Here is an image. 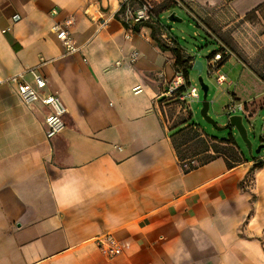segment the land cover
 <instances>
[{
	"label": "crops",
	"instance_id": "crops-1",
	"mask_svg": "<svg viewBox=\"0 0 264 264\" xmlns=\"http://www.w3.org/2000/svg\"><path fill=\"white\" fill-rule=\"evenodd\" d=\"M123 1L0 0V264H264V21H245L264 0H190L238 25L211 99L222 112L244 103L255 127L248 156L234 140L243 161L232 168L222 157L199 164L204 154L179 160L186 117L168 115L162 96L174 59L151 28L167 47L176 40L163 41L158 19L126 39L114 19ZM69 17L78 52L65 56L50 28ZM31 68L67 109L52 139L46 108L25 107L5 82ZM103 234L121 247L112 260L94 244Z\"/></svg>",
	"mask_w": 264,
	"mask_h": 264
},
{
	"label": "built area",
	"instance_id": "built-area-1",
	"mask_svg": "<svg viewBox=\"0 0 264 264\" xmlns=\"http://www.w3.org/2000/svg\"><path fill=\"white\" fill-rule=\"evenodd\" d=\"M176 6L182 7L178 0H174ZM160 3L159 0H125L114 15V19L118 21L125 29L126 39H129L134 33L133 28L138 25L148 24L153 25L157 21L155 7ZM52 17L58 15V10L53 9L50 13ZM108 19L101 22V28L108 24ZM73 23V18L69 17L60 23H54L50 30L55 35L64 49V55H73L78 52V47L72 38L70 28ZM4 32V31H3ZM166 30L161 31V38L164 42L170 44V36ZM221 51L215 54L211 59L207 60L208 73L215 77L216 84L221 86L226 79L220 73V64L223 60L232 57V54L224 47ZM137 54L133 53L130 57V62H134ZM43 63V62H42ZM119 64V63H117ZM30 77L31 83L26 78ZM5 82L11 84L15 88V92L21 103L31 108L39 103L46 108L47 112L44 117L45 136L47 139H52L61 134L66 128L65 117L67 109L61 99L57 95L46 94V81L36 72V68L25 70L17 75L9 77ZM133 93L139 92V87L133 88ZM163 98L167 101H172L180 111L184 114H191V106L188 102L198 101L199 95L197 89L191 87L189 79H186L181 71H176L173 79L168 84L163 93ZM224 113L228 116L240 115L242 118L249 117V111L244 103L231 102L224 109ZM94 244L97 249L107 260H112L119 256L122 252L120 245L110 234H103L94 239Z\"/></svg>",
	"mask_w": 264,
	"mask_h": 264
},
{
	"label": "rangeland",
	"instance_id": "rangeland-1",
	"mask_svg": "<svg viewBox=\"0 0 264 264\" xmlns=\"http://www.w3.org/2000/svg\"><path fill=\"white\" fill-rule=\"evenodd\" d=\"M160 3L162 0H159ZM182 7L171 6L166 10L160 12L158 14V22L161 26L165 27L172 38H174L184 51L188 54L193 55L199 60L203 65V70L201 73V79L203 85L208 87V96L207 100L211 101L213 96L216 94L218 89V85L216 84L215 77L208 73L207 68V60L210 56L221 47L227 49L231 54L234 53V45H233V30L237 27V24H230L233 22L232 17L228 19L229 21L218 19L216 10H207L208 16L200 15L194 10L191 9L190 0H178ZM163 5V4H162ZM162 7L158 8L159 11ZM183 8V9H182ZM197 13V14H196ZM174 16L176 21H172L171 17ZM260 20L264 21V10L260 11L256 17H251L248 21L250 24L257 25L260 23ZM226 27V30H222ZM208 30V32H207ZM261 66L264 67V56L261 57ZM252 66V65H251ZM227 68H225L226 72ZM258 74L262 75L259 71ZM189 83L191 87L197 89L199 100L188 102L191 106V119L188 121V124H196L203 130L205 135L215 137L219 140L228 139L231 132L229 130H217L211 125H209L200 115L201 109V99H202V91L200 88V84L198 81V76L195 71L188 72ZM169 108L167 110V114L170 116H175L177 114V107L174 103L168 105ZM218 113H215V110ZM220 106H211L208 115L213 118L217 123V126H223V119L218 117L219 114H222ZM187 119L189 115L183 114ZM180 114L178 115V117ZM221 128V127H220ZM178 130L183 129V124L177 127ZM194 131L189 130L188 137H194L195 134L192 133ZM198 135V134H196ZM233 138L239 145V147L243 150L244 155L248 156V151L246 145L241 141L237 133H233ZM249 141L252 143L253 135L249 133L248 135ZM196 145L192 144L186 148H182L181 151H188L187 155H194L197 153H204V151L208 150L210 144L204 138H195ZM179 144V143H178ZM210 152V151H209ZM211 153V152H210ZM203 157H209L206 154Z\"/></svg>",
	"mask_w": 264,
	"mask_h": 264
},
{
	"label": "trees",
	"instance_id": "trees-1",
	"mask_svg": "<svg viewBox=\"0 0 264 264\" xmlns=\"http://www.w3.org/2000/svg\"><path fill=\"white\" fill-rule=\"evenodd\" d=\"M163 4V5H162ZM171 6H176V2L174 0H162L161 3H159L158 5H156L155 7V13L158 17V14L164 10H166L167 8L171 7ZM123 7V4H121V8ZM162 7L159 11H157L158 8ZM264 10V4H261L259 6H257L254 10H252L251 12H249L246 16H245V21H248L251 17H256L257 14ZM135 26L133 28V31L135 32L136 30ZM151 38L155 41L157 47L163 51V52H170L171 55L173 56L174 59V67L176 71H181L184 75V77L186 79H188V72L191 69L192 66V62H194V57L191 55H187L184 53L183 49L179 47V45L177 44V42L173 43V45L171 47H167L166 45H164L161 40L159 39V37H157V34H159V32L157 31V29L151 28ZM158 32V33H156ZM221 49L218 48L211 56L209 59H211L215 54H217L218 52H220ZM223 62V61H222ZM221 62V63H222ZM258 77L264 81V76L258 74ZM191 119V114H189V117L187 119H185L184 121H182L180 123L183 124V129L181 130H177L175 132V135H177V139H176V143H175V148L177 150V155L179 160H183L184 157H188V156H193V155H187L186 153L188 151H181L182 148H186L188 146H190L191 144L193 146L196 145L195 143V138L199 137V138H204L209 144L210 147L208 148V150L204 151V153H197L194 155H198V154H204V156L206 154H208L209 157H202L199 159L198 163L202 164L205 163L209 160H212L216 157H222L225 159L227 166L229 168L234 167L235 165L239 164L240 162L243 161L242 156L239 152V149L234 141V139L232 138V135L230 134L228 139L224 140H218L216 138L213 137H207L202 131H200L199 126L196 124H188V121ZM189 130H192L195 134L194 137H188L190 133ZM198 134V135H196ZM179 143V144H178ZM211 153H210V152ZM260 164L257 165V167L255 168H259Z\"/></svg>",
	"mask_w": 264,
	"mask_h": 264
},
{
	"label": "water",
	"instance_id": "water-1",
	"mask_svg": "<svg viewBox=\"0 0 264 264\" xmlns=\"http://www.w3.org/2000/svg\"><path fill=\"white\" fill-rule=\"evenodd\" d=\"M172 21H176L175 18L171 17ZM203 70V65L200 61L195 60L192 63L191 71H195L198 76V81L200 84V88L202 91V99H201V109H200V115L201 117L212 127H214L217 130H229L230 132L234 130L241 141L246 145V147L251 151V142L249 141L248 134L249 132L254 134L255 127L251 123H247L246 121H243L242 116L240 115H232L228 116L224 112L222 114H219L218 117L223 119V127L217 128V123L215 120L208 115V111L211 106H213V101H208V87L203 85L202 79H201V73ZM260 148H258L255 153H259Z\"/></svg>",
	"mask_w": 264,
	"mask_h": 264
}]
</instances>
